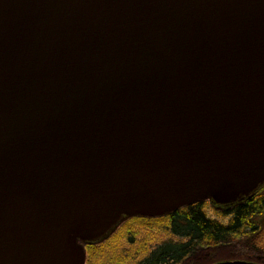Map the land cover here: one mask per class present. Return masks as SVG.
<instances>
[{
  "label": "water",
  "instance_id": "water-1",
  "mask_svg": "<svg viewBox=\"0 0 264 264\" xmlns=\"http://www.w3.org/2000/svg\"><path fill=\"white\" fill-rule=\"evenodd\" d=\"M263 184L264 0H0V264Z\"/></svg>",
  "mask_w": 264,
  "mask_h": 264
},
{
  "label": "trees",
  "instance_id": "trees-1",
  "mask_svg": "<svg viewBox=\"0 0 264 264\" xmlns=\"http://www.w3.org/2000/svg\"><path fill=\"white\" fill-rule=\"evenodd\" d=\"M207 202L192 203L164 216L133 217L109 240L85 243L86 264H131L143 251L139 246L144 240L139 237L150 235L149 231L153 235L165 231L180 240L165 242L137 264H188L194 258H200L195 264L224 259L264 264V185L252 196L223 206L227 222L210 217Z\"/></svg>",
  "mask_w": 264,
  "mask_h": 264
},
{
  "label": "rangeland",
  "instance_id": "rangeland-1",
  "mask_svg": "<svg viewBox=\"0 0 264 264\" xmlns=\"http://www.w3.org/2000/svg\"><path fill=\"white\" fill-rule=\"evenodd\" d=\"M208 205H207V211L210 217L214 218V219H219L222 220L224 222L228 221V216H226L224 214V209L223 207H220L218 205H216L215 203L211 202L208 200ZM137 217V216H135ZM131 218L126 219L123 223H121L118 228L107 238L100 240L99 242H105L107 240L110 239V237L112 236H116V233L120 230V228L122 227V225H124L126 222H128ZM155 228V227H154ZM159 230V227L156 228ZM150 235H142V237H139L141 239V241L144 240V243L142 245H140L139 247L143 246V251L141 252V255L137 258H134L133 260H131V264H137L138 261H141L144 257H146L148 254H150V252H152L153 250L157 249L159 246H161L162 244H164L167 241L170 240H174V241H178L180 240V237L178 236H171L167 233H165V231H159L156 234L153 235V231H149ZM119 238V237H115ZM146 248V249H145ZM196 259H191L188 264H195L196 263ZM197 260H200V258H198ZM224 260H234V259H224ZM224 260H219V261H224ZM216 261V262H219ZM87 263V260H86ZM215 263V262H214ZM179 264V263H178ZM186 264V263H185ZM212 264V263H211Z\"/></svg>",
  "mask_w": 264,
  "mask_h": 264
}]
</instances>
